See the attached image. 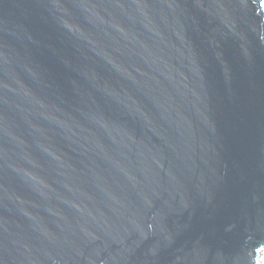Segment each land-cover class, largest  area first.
I'll return each instance as SVG.
<instances>
[{"label":"water","instance_id":"95a60500","mask_svg":"<svg viewBox=\"0 0 264 264\" xmlns=\"http://www.w3.org/2000/svg\"><path fill=\"white\" fill-rule=\"evenodd\" d=\"M264 0H0V264H259Z\"/></svg>","mask_w":264,"mask_h":264},{"label":"bare ground","instance_id":"6f19581e","mask_svg":"<svg viewBox=\"0 0 264 264\" xmlns=\"http://www.w3.org/2000/svg\"><path fill=\"white\" fill-rule=\"evenodd\" d=\"M259 264H264V250H263L262 253L260 254V257H259Z\"/></svg>","mask_w":264,"mask_h":264}]
</instances>
